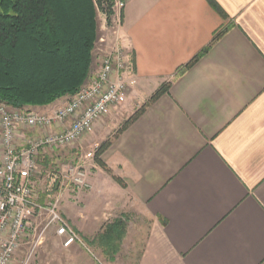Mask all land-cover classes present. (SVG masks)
I'll use <instances>...</instances> for the list:
<instances>
[{"label": "crops", "instance_id": "crops-1", "mask_svg": "<svg viewBox=\"0 0 264 264\" xmlns=\"http://www.w3.org/2000/svg\"><path fill=\"white\" fill-rule=\"evenodd\" d=\"M215 1L227 18L208 0H123L118 43L133 68L102 129L120 106L143 105L171 85L102 156L123 185L97 165L80 197L83 214L102 194V217L130 211L148 220L138 264H264V0ZM106 52L95 49L88 80ZM71 96L24 108L52 115ZM38 132L19 127L18 145ZM65 208L72 218L77 207Z\"/></svg>", "mask_w": 264, "mask_h": 264}, {"label": "trees", "instance_id": "trees-1", "mask_svg": "<svg viewBox=\"0 0 264 264\" xmlns=\"http://www.w3.org/2000/svg\"><path fill=\"white\" fill-rule=\"evenodd\" d=\"M224 17L215 0H208ZM115 0H0V103L14 108L45 106L73 95L88 81L98 40V13L108 23ZM229 26L216 33L212 44ZM193 57L179 72L192 67L209 49ZM163 83L115 133L116 138L138 119L146 107L169 91ZM113 140L95 151V161L112 174L102 156ZM123 185V180L112 174ZM128 214L109 221L94 241L110 258L120 251L128 226Z\"/></svg>", "mask_w": 264, "mask_h": 264}, {"label": "built area", "instance_id": "built-area-1", "mask_svg": "<svg viewBox=\"0 0 264 264\" xmlns=\"http://www.w3.org/2000/svg\"><path fill=\"white\" fill-rule=\"evenodd\" d=\"M119 10L118 28L114 30L116 44L105 53L100 67L69 101L52 115L28 108H10L0 103V264H9L20 240L26 234L28 219L37 207L34 200L33 176L39 173L38 157L46 148H65L80 142L90 134L96 123L121 104L129 87V74L133 68L125 48L118 43L121 27V10L124 2L115 1ZM71 123L63 129L52 130L55 125ZM19 127H38L39 134L18 145ZM88 157L95 153L89 152ZM83 167V166H82ZM76 166L70 168L77 190L90 187L86 171ZM57 233L65 237V246L80 242L79 234L53 208Z\"/></svg>", "mask_w": 264, "mask_h": 264}, {"label": "rangeland", "instance_id": "rangeland-1", "mask_svg": "<svg viewBox=\"0 0 264 264\" xmlns=\"http://www.w3.org/2000/svg\"><path fill=\"white\" fill-rule=\"evenodd\" d=\"M119 1V0H115ZM123 1V0H121ZM115 6H120L116 4ZM119 13V10H117ZM112 17L110 23L103 12L98 13V40L96 53L102 55V50L109 51L115 43L114 30L118 28V15ZM122 12V10H121ZM122 19V15H121ZM100 59V58H99ZM131 62L132 57H131ZM136 104L128 109L125 105L116 110V115L107 117L98 128L85 136L83 140L65 148H46L47 153L38 157L40 171L33 176L34 200L37 207L28 219L25 236L9 264H138L141 258L148 229V220L134 212H113L102 217L97 211L102 208V194H97L92 208L83 214V197L88 194L89 187L77 190L71 177L70 168L80 166L86 171V180L95 172L98 164L94 157H88L89 152L95 153L104 141L113 140L121 125L140 107ZM107 116V115H106ZM103 130V131H102ZM39 134V132H38ZM37 135V134H36ZM43 152V151H42ZM80 192V194H78ZM83 196V195H82ZM73 203L77 208L72 218L68 217L65 208ZM68 222L79 234L80 242L65 246V237L57 233L58 223L53 220L52 209ZM122 214H128V226L125 237L121 241L120 251L110 258L94 241L105 225Z\"/></svg>", "mask_w": 264, "mask_h": 264}]
</instances>
